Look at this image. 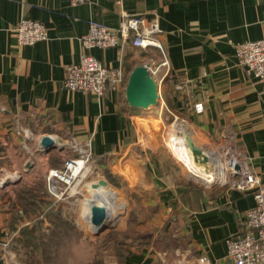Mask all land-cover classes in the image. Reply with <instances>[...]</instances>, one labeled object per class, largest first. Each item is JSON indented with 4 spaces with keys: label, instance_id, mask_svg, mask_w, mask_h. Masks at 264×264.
<instances>
[{
    "label": "crops",
    "instance_id": "crops-1",
    "mask_svg": "<svg viewBox=\"0 0 264 264\" xmlns=\"http://www.w3.org/2000/svg\"><path fill=\"white\" fill-rule=\"evenodd\" d=\"M125 12L156 23L160 31L153 37L161 46L136 48L128 40L108 48L83 47L81 38L91 20L117 28ZM24 16L44 23L47 38L20 45L16 27ZM263 16V0H87L79 4L0 0V170H12L8 174L14 177L29 163L31 157L25 153L31 140L24 129L32 133V140L37 139L41 151L47 134L69 141L91 138L93 162L101 169L108 168L119 181L148 192L152 206L166 204L167 216L171 208L179 209L182 231L197 256H207L209 264H232L226 239L244 234L245 214L256 204L259 185L246 190L231 185L239 177L228 169L231 154L247 155L254 174L264 183V92L258 78L240 62L235 46L263 36ZM84 53L108 66L123 67L124 87L108 90L102 98L68 89L66 67L80 63ZM149 61L158 68L154 76L160 93L157 116H142L138 110L142 107L126 98L131 71ZM162 112L175 121L161 128L163 123L154 121L162 119ZM179 125L184 131L171 144L177 159L181 160L182 145H188L187 135L209 156V161L201 162L216 180L188 183L185 173L178 174L174 155L162 151L159 139L148 133L152 127V133L162 135L166 129L169 135ZM52 150L57 149L49 153ZM193 158V152L188 154L184 165L194 173ZM31 172L34 169L28 168L23 177ZM22 183L23 179L0 185V264H24L8 232L14 225L8 192ZM113 192L123 202L120 193ZM31 214L35 213L27 215ZM158 261L151 249L135 247L121 264Z\"/></svg>",
    "mask_w": 264,
    "mask_h": 264
},
{
    "label": "rangeland",
    "instance_id": "rangeland-1",
    "mask_svg": "<svg viewBox=\"0 0 264 264\" xmlns=\"http://www.w3.org/2000/svg\"><path fill=\"white\" fill-rule=\"evenodd\" d=\"M159 109L160 106L156 107V105L138 108L140 113L143 114L142 116H157L158 113H160ZM162 115L165 116L163 117ZM161 116L162 119L154 121L155 124L163 123V125H160L161 128L164 126V123L167 125L175 121V119L172 118L169 113L162 112ZM178 121L180 124V120ZM179 126H176L174 130L171 128L169 135H167L166 129H162V135L160 133L157 134L156 130L152 133V127L149 129L148 133L150 135L153 134L152 136L154 139H159V148L162 151L169 154L172 153L174 155L172 157L175 159L174 164L176 170L179 172L178 174H180V172L185 173L186 177L188 176V183L191 182L201 184L203 183L202 179L194 178V176H192L193 172L187 169V167L184 165L187 156H181L180 162L174 153L175 151L171 147L173 140L176 137H180L184 131L181 128L183 126ZM32 137L33 135L30 138L31 141L27 140L26 142L25 154L30 155L31 157L29 163L27 162L28 164L26 163V165L22 166L21 169L18 170L20 172L14 177H11L8 174L11 173L9 171L12 170H8V172L0 170V185L5 186L14 183V181L22 179V185H30L33 181H38V179H42L45 182L44 174H47L49 169L52 167H57L53 165H57L59 162V156L63 158V163L69 157L77 156L70 147L69 140H63L61 137H59L58 140H60V142L58 143L57 141L54 147V149L57 150L49 153V151H41V147L38 146L37 139L35 138L32 140ZM210 156L212 155L210 154ZM197 163H200L199 166H201V169L206 170L205 166L202 165L200 158H197ZM13 167L11 168L14 169ZM28 168L34 169V172H31L28 176L23 177V173L25 174ZM209 173L213 174V172ZM180 178L182 181H186L183 179V175H180ZM97 179H106L110 184L109 188L119 192L122 201L127 204V208H125V204L123 202L120 203V200L115 196L121 211L117 214L112 227H104V230L100 232H95L91 227L87 220L88 213L86 209L87 199H100L99 195L90 187L92 181ZM214 180H216V178ZM76 184L71 188H68L62 198L54 197L47 192L46 199L55 202L56 209L61 210L63 218L74 228V231H72L70 234H63L58 239L56 255L58 252V246L59 253L57 257L55 255V259L51 264H92L96 259L101 258V256L97 255L102 252L100 249L104 250L103 245L108 241V239H110L108 238L110 234H114L116 238L124 239L126 236L133 238H136L137 236L141 238L146 237V235H144L145 233H147L149 237L153 239V244L148 248L154 253L158 254L159 264H205L201 261V258L197 256V253L194 251L191 243H189L188 239L186 238L185 233L182 231V224L179 223V218L182 215L180 214L179 216V209H175V207L171 208V211L167 216L166 204L164 205L165 207L158 205L152 206L149 203V193L144 192V190L139 186H128L122 180H120L121 186L114 184L105 175L103 169H101L100 166H98V164L93 161L88 165L86 174L81 177L80 181ZM10 188L13 187L10 185ZM113 190L112 194L115 195L116 193L113 192ZM9 194H12V190L9 191ZM19 212L23 216L24 220H26V217L27 220L24 224H20L18 222L15 224L14 222L13 226L10 225L8 227V232L12 234V238L18 237L22 228L25 225L30 224V221L38 215V213H35L26 216L24 211L21 209H19ZM48 225V219L44 218V226ZM166 225H169L174 229V235L172 236H175V241L173 242L174 247L172 249H169L171 247L170 242H165V245H167V243L169 244V248L162 250L160 249V245H158V247L155 245L154 241L156 237L160 236L159 232L162 228L166 227ZM136 246L137 244L135 247ZM110 251L112 252L111 249ZM110 251L104 250L103 252ZM104 260L107 262V264H118L115 256H105Z\"/></svg>",
    "mask_w": 264,
    "mask_h": 264
},
{
    "label": "built area",
    "instance_id": "built-area-1",
    "mask_svg": "<svg viewBox=\"0 0 264 264\" xmlns=\"http://www.w3.org/2000/svg\"><path fill=\"white\" fill-rule=\"evenodd\" d=\"M86 1L71 0L73 4ZM159 31L156 23L148 24L144 17L125 12L117 28L91 20L81 42L84 48L92 49L117 46L121 42L130 40L136 48L149 49L152 46H161V43L153 37ZM47 35L45 24L33 18L24 16L16 27V36L20 45L34 44L46 39ZM235 47L240 62L258 78L264 92V34L258 40L241 42ZM154 64V61L145 63L153 77L158 70ZM126 76L127 73L123 67L108 66L94 55L84 53L80 63L66 67L64 83L72 91H82L102 98L108 90L120 91L127 81ZM180 87L181 85L178 86ZM23 133L27 138L32 136L28 130L24 129ZM69 145L77 156L66 159L61 167L49 169L45 176L47 192L57 198H62L66 190L74 186L86 174L88 165L94 160L91 138L82 141L71 139ZM234 152L228 159L230 165L228 169L231 175L239 177L232 180L231 185L246 190L257 184L259 189L255 193L256 204L246 211L244 234L226 239L227 258L232 264H264V183H261L260 178L251 169L249 157L243 152ZM201 261L209 264L207 256H202Z\"/></svg>",
    "mask_w": 264,
    "mask_h": 264
},
{
    "label": "trees",
    "instance_id": "trees-1",
    "mask_svg": "<svg viewBox=\"0 0 264 264\" xmlns=\"http://www.w3.org/2000/svg\"><path fill=\"white\" fill-rule=\"evenodd\" d=\"M53 152L50 151V153ZM101 161V159H100ZM101 163H103L101 161ZM63 164V158L59 156V162L57 165L61 166ZM105 175L109 178L114 184L121 186L120 181L112 174V172L105 168L103 169ZM14 192L9 194L8 204L12 206L13 211V222H20L21 219H24L20 214L19 209H22L27 215L31 212L38 213V215L30 221V224L25 225L20 235L13 240V244L16 246L18 253L23 256V261L25 264H51L55 259L56 250H57V241L63 234H70L74 231L73 226L66 221L61 210L56 209L55 202L46 199V183L42 179L34 181L32 184H23L14 186ZM6 195H3L4 198ZM176 203V202H175ZM174 203V204H175ZM19 205V207H18ZM44 218H47L49 221L48 226H44ZM111 233V232H110ZM174 229L169 225L162 228L159 232L158 237L155 238V245L160 249H172L174 247L175 236L172 235ZM146 237H130L126 236L123 238H116L114 234L108 236V241L104 243V250L112 252H103L104 250L100 249L101 258L96 259L92 264H107L104 260L105 256H115L117 263L121 264L125 262V258L132 252V249L139 247H150L152 245V238L145 233ZM141 238V239H140ZM170 238V239H169ZM189 241V238L186 236ZM165 242H168L165 245ZM190 243V241H189ZM166 246V247H165ZM156 247V248H157ZM98 251V248H97ZM159 264V261L157 262Z\"/></svg>",
    "mask_w": 264,
    "mask_h": 264
},
{
    "label": "water",
    "instance_id": "water-1",
    "mask_svg": "<svg viewBox=\"0 0 264 264\" xmlns=\"http://www.w3.org/2000/svg\"><path fill=\"white\" fill-rule=\"evenodd\" d=\"M126 98L133 106L149 107L158 104L160 98L158 83L152 76L147 65L139 64L131 71L126 86ZM186 140L189 148L195 152L196 155L200 154L199 156H202L199 157L202 161H209V156L199 150L188 136ZM55 145L56 141L50 134L45 135L41 140L42 149L46 152L54 148ZM237 168H239V165H237ZM106 216L107 211L103 206L92 205L91 221L95 226H101ZM102 230H104V228L100 229L98 232Z\"/></svg>",
    "mask_w": 264,
    "mask_h": 264
},
{
    "label": "bare ground",
    "instance_id": "bare-ground-1",
    "mask_svg": "<svg viewBox=\"0 0 264 264\" xmlns=\"http://www.w3.org/2000/svg\"><path fill=\"white\" fill-rule=\"evenodd\" d=\"M187 138V135L185 136ZM55 141L58 143L60 142V140H58V137H54ZM188 145H182V149H181V156H188V154H191V150L187 147ZM188 154H187V152ZM194 153V158L192 160L193 162V169H194V174L197 175V177L199 179H207L208 181H213L216 176L214 174H210L207 170L201 169L199 166V164L197 163V158L202 157L199 156L200 154L196 155L195 152ZM230 165H228L229 168ZM193 171V170H192ZM218 175V173H217ZM195 177V176H194ZM196 178V177H195ZM218 178L220 179V176H218ZM80 181V179L77 181V183ZM96 184V185H95ZM91 189L93 191H95L100 199L99 200H95V199H87L86 200V209H87V213H88V217L87 220L90 223L91 227L93 228V230L95 232L99 231L100 229L104 228V227H112L113 223L115 222L116 216L117 214L121 211L120 206L116 200V197L114 194H112V192L110 191V184L106 179H99L98 182H95L93 184L90 185ZM92 205H98V206H103L106 211H107V216L104 219V222L101 226H95L92 221H91V207Z\"/></svg>",
    "mask_w": 264,
    "mask_h": 264
}]
</instances>
